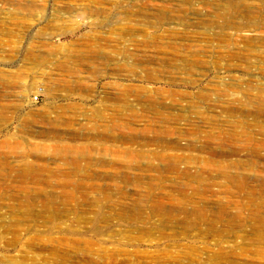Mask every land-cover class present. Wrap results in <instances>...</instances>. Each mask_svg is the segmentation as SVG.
<instances>
[{"label":"rangeland","instance_id":"374dc122","mask_svg":"<svg viewBox=\"0 0 264 264\" xmlns=\"http://www.w3.org/2000/svg\"><path fill=\"white\" fill-rule=\"evenodd\" d=\"M0 264H264V0H0Z\"/></svg>","mask_w":264,"mask_h":264},{"label":"built area","instance_id":"2783aa9c","mask_svg":"<svg viewBox=\"0 0 264 264\" xmlns=\"http://www.w3.org/2000/svg\"><path fill=\"white\" fill-rule=\"evenodd\" d=\"M34 100H35V101H38V97H34Z\"/></svg>","mask_w":264,"mask_h":264}]
</instances>
